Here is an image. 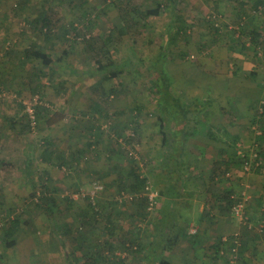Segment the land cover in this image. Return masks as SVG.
<instances>
[{
    "label": "rangeland",
    "instance_id": "1",
    "mask_svg": "<svg viewBox=\"0 0 264 264\" xmlns=\"http://www.w3.org/2000/svg\"><path fill=\"white\" fill-rule=\"evenodd\" d=\"M261 3L264 0H0V158L4 161L0 264H84L86 258L96 256L95 246L100 250L108 241L116 248L141 237L147 242L161 198L156 210L142 219L135 204L116 205L115 181L120 175L129 177L131 169L148 176L161 190L180 176L179 191L189 195L165 203V209L188 219L183 224L188 234L192 230L197 231L194 236L199 234L191 218L199 221L202 208L218 212L238 227L213 239L217 264H233L240 257L243 264L247 258L245 252L238 250L235 255L228 244L223 245L224 238L233 243L235 236L240 242L247 237L258 255L254 264H264V171L253 169L256 154L264 167ZM158 5L162 6L159 16L144 17ZM44 16L50 25L43 30L35 21ZM251 31L262 35L259 45L250 39ZM32 45L47 52L53 65L27 60L24 52ZM89 45L95 52H89ZM159 57L174 80L176 97L187 104L195 99L210 101L196 120L197 139L188 141L184 172L177 177L168 174L177 162H168L169 158L161 167L168 153L166 140L175 135L173 123L168 120L165 134L160 132L161 96L151 99L149 93L161 78L143 65ZM110 60L131 61L132 68L107 80L100 68ZM110 90L119 94L113 96ZM35 98L40 103L34 105ZM94 103L100 105L97 112ZM28 108L36 114L34 129L31 124L27 127ZM209 127L224 141L210 139ZM223 132L237 139L229 140ZM46 149L56 154L51 162H43ZM241 155L253 165L248 171L234 164ZM61 159L66 161L63 167ZM213 159L233 163L226 178L221 176L216 183L210 181ZM46 171L59 207L53 217L36 206ZM94 181L103 183L104 192L91 201L83 196ZM228 188L234 201L248 198L241 217L232 215L222 198ZM107 209L114 212L112 236L105 220ZM94 211L102 213L99 221H93ZM84 212L91 225L82 224ZM17 215L21 223L17 246L7 249L3 225ZM64 225L70 226L69 234L63 232ZM202 254L197 249L190 264L203 262ZM211 257L212 253L207 259Z\"/></svg>",
    "mask_w": 264,
    "mask_h": 264
},
{
    "label": "trees",
    "instance_id": "2",
    "mask_svg": "<svg viewBox=\"0 0 264 264\" xmlns=\"http://www.w3.org/2000/svg\"><path fill=\"white\" fill-rule=\"evenodd\" d=\"M168 1L170 3L177 2V0H168ZM262 4L263 3L259 5H262ZM161 11H162V6L158 5L155 9L147 10L143 15L146 18L157 17L161 14ZM35 24L40 25L41 28H43V30L45 28L48 29L50 25L49 17L44 16L42 20H36ZM248 35L250 36V39L254 42L255 45L260 44L259 39L262 36L260 33L251 31L249 32ZM88 50L89 52L90 51L95 52L94 47L92 45L88 46ZM24 56L29 61L31 60L40 61L42 65H44L45 67H50L53 65V60L51 59L49 54L47 52H44L42 49L38 48L35 45H32L29 49H27L24 52ZM93 59H96V58L93 57ZM138 64L141 65L140 63ZM131 65H132L131 61L130 62L125 61L123 63L118 64L110 60L108 64H104V66L102 65L100 69L103 70L106 79L111 80V79L118 78L122 74L129 73L128 69L130 70V68H132ZM143 65L147 66L150 69H155L161 78L160 85H157L156 89L150 88L149 93H150L151 99H155L157 95L161 96V101H160L161 104L159 107L161 111V115L157 117L158 121L160 122V132L165 134V131H166L165 127H166L168 120L173 123V134L175 135L172 136V138H169L166 140L165 150H167L168 153L166 156H164L161 159L162 161L161 167H163L164 160H166L165 163H167V160H169V158L170 160L168 162H172V161L177 162L176 164L178 166L173 168V171L171 170L172 172L171 171L168 172L169 175L170 173H172L174 174L175 177H177L176 174L178 173L180 174L184 172L183 170L184 163H185V158L187 155L185 149H186V146L188 145V141L191 139L192 140L197 139L195 128H197L198 125L196 123V120L198 119L199 115L207 111L210 105V101L203 102L199 99H195L192 104H187V103L182 102L180 98L176 97L174 95V86H173L174 80L165 71L164 59H161L159 57V60L157 62L144 63ZM110 92L112 93L113 96L116 94H119L117 93V91H114V90H110ZM99 109H100V105L98 103H94L93 110L97 112ZM262 110L264 113V106H262ZM28 121L29 123L27 127L28 129H30L29 125L31 124V121L29 118H28ZM113 123L115 127L116 122H113ZM214 130L215 128L209 127L208 137L214 141H221V142L224 141V137L217 136V134L214 133ZM223 134L229 140L237 139L236 137L230 135L228 132H223ZM45 144L49 145L48 142H46ZM48 151L49 150L47 149L43 151V155H42L43 162H51L50 158L52 157V155L55 154L52 151H49V152ZM256 157L257 158L255 159V162H257L258 166L255 165L253 169L259 172H263L264 167L260 166L258 163L259 154H256ZM238 159H239L238 162L234 163L235 165H238V167L244 168L245 164L248 162L252 168L253 165L251 164V162L248 161L246 155H241ZM60 161H61L60 162L61 167L66 165V161L64 159H61ZM3 163L4 161L2 160V158H0V165H3ZM232 164L233 163H227V162L215 159L212 164V171H211V177H210L211 183H216V181L221 176L226 178V176L232 170L231 169L233 166ZM47 177H49V172L46 171L43 173V177L40 178L41 183H42L41 184L42 194L39 197L36 206L41 208L44 215H46L47 217H53L57 211L59 212V207H58L56 198L53 196V194L50 191L49 186L47 185V180H46ZM149 181L150 180L148 176L141 175L140 173H138L137 169H131L129 177L126 178V177H123V175H120L118 179L115 181V184L118 187L119 192L130 190L131 192L143 193ZM158 191L160 192V195H161V190L158 189ZM231 195H232V192H229V190H225L224 195H222V198L226 200V206L230 210L232 206L237 202V201H234L233 198H231ZM2 201L4 202V198H2ZM88 204H89V209H92V205L89 201H88ZM132 204L136 205V208L138 211L137 215L139 217L145 218L146 215H148V211H147L148 210V199L146 197H141L135 200ZM93 213H94L92 216L93 221H99L98 218L102 217V213H98L97 211L96 212L94 211ZM113 213L114 212L111 209H107L105 213V217H106L105 220L107 219V222L109 224L108 231L111 236L113 235L114 230H115L113 221H112ZM19 219H20V215H17V218L16 217L8 218L6 221V224L3 225V235H4L5 247L7 249H13L17 246L16 235L19 233V230L21 227V223ZM80 219L84 226L91 225V217L89 216L88 213L84 212L81 215ZM70 229H71L70 226L64 225L62 230L64 233L69 234ZM262 232L264 236V229ZM108 242L104 243L106 246H103L102 249L100 250L97 246H95V250L97 252L96 256L89 258V259L86 258L85 259L86 262H84V264H135L133 258L131 259L130 257L136 255L139 251L140 246L139 247L136 246V244H138L136 239L131 241L132 245L126 246V242H122L123 245L120 244L117 248H116V245L112 244L111 242L109 243ZM98 246H101V245H98ZM134 246H136V248ZM245 247H246V244L244 243V241L241 242V246L239 249L240 252L242 251L244 252L246 249ZM116 250H120L122 253H124L125 257H122L123 254H121L120 256H116L114 253V251ZM105 252H107V254H105ZM113 259H115V261L111 262V260L113 261ZM239 259H240L239 264L240 263L242 264V258L240 257ZM158 264H170V263L166 260H161Z\"/></svg>",
    "mask_w": 264,
    "mask_h": 264
},
{
    "label": "crops",
    "instance_id": "3",
    "mask_svg": "<svg viewBox=\"0 0 264 264\" xmlns=\"http://www.w3.org/2000/svg\"><path fill=\"white\" fill-rule=\"evenodd\" d=\"M210 167V171H212L211 164ZM160 169L163 170V168ZM182 181L180 178L178 180L171 179L170 184L164 187L165 189H160V209L162 208L163 210L159 209L152 218V234H150V238L147 237V242H144L142 237L140 240L136 238L138 241L137 246H140L139 251L136 255L130 257L131 259L133 258L135 264H158L161 260H166L170 264H190V261L192 262V260L197 258V249L203 251L202 258L204 261L200 264H217L219 258H217L214 254L215 251H213L216 248L213 246V239L217 241L224 233L228 231L232 233L238 228L232 226V222L230 225L228 220L222 215L217 214L218 212L216 214L209 213L205 212L204 208H202L199 212V221L191 218L199 226L200 232L197 236H189V229L183 225L184 221L188 219L185 216H179L177 212L175 213L165 209V203H174L175 201L188 197L189 194L184 195V193L179 191ZM171 185L174 186L171 187ZM226 190H229V188ZM187 208H190L189 204ZM159 238L160 240H158ZM244 243L246 244L244 252L247 258L243 264H254L258 256L256 255V249L250 245L247 237L244 239ZM191 253H194L192 257ZM211 253V259H207V256L209 254L211 255Z\"/></svg>",
    "mask_w": 264,
    "mask_h": 264
},
{
    "label": "built area",
    "instance_id": "4",
    "mask_svg": "<svg viewBox=\"0 0 264 264\" xmlns=\"http://www.w3.org/2000/svg\"><path fill=\"white\" fill-rule=\"evenodd\" d=\"M261 10V8H259ZM39 98L33 99L34 105L40 103ZM28 118L31 121V126L34 129L36 126V115L35 111L32 108H28ZM132 155V153H130ZM258 166V164H257ZM244 169L248 171L250 169V164L247 162L244 166ZM104 192V185L100 181H94L92 184V189L90 190L89 194L84 195V198H88V200H94L96 196ZM79 194L76 196H73L72 198H78ZM141 197H146L148 199V212L152 213L153 211L156 210V208L159 205V200L161 198L160 192L158 191L157 187L149 181V183L145 187V191L143 193H137V192H131V191H121L118 193L116 202L119 206L127 205V204H132L135 200L141 198ZM90 201V202H91ZM248 201L247 197H242L240 200H238L231 208V214L234 215L235 217H241L244 211L245 203ZM250 227V226H249ZM197 231L192 230L190 231V235H196ZM228 244L230 246V250L232 251L233 254L237 255V252L241 246V242L238 241V236H235L233 243H229L227 238L223 239V245ZM117 255V254H116ZM121 254L117 255L120 256ZM122 257H125V254L122 255ZM236 258V257H235ZM237 262H234L233 264H239Z\"/></svg>",
    "mask_w": 264,
    "mask_h": 264
}]
</instances>
